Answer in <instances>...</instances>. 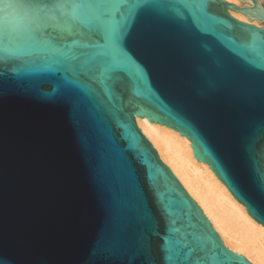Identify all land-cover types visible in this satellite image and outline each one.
<instances>
[{"label":"water","instance_id":"1","mask_svg":"<svg viewBox=\"0 0 264 264\" xmlns=\"http://www.w3.org/2000/svg\"><path fill=\"white\" fill-rule=\"evenodd\" d=\"M230 10L264 20L222 0L207 9L209 33L193 26L195 43L185 39L190 18L139 21L134 34L148 37L137 48L139 86L123 75L105 92L81 78L69 93L64 74L39 60L0 68V264H171L169 236L177 255L223 251L252 264L224 244L136 123L145 117L185 136L194 158L264 226L250 206L264 204V99L227 84L248 54L244 29L264 27Z\"/></svg>","mask_w":264,"mask_h":264},{"label":"snow or ice","instance_id":"2","mask_svg":"<svg viewBox=\"0 0 264 264\" xmlns=\"http://www.w3.org/2000/svg\"><path fill=\"white\" fill-rule=\"evenodd\" d=\"M221 2L0 0V68L13 61L32 64L39 60L50 70L64 74L62 86L69 93L80 87L81 78L105 92L114 90L123 75L133 78L139 86L144 81V72L137 63V48L141 42L146 43L148 37L143 32L134 34L138 22L156 19L181 22L190 18L192 26L184 25L185 39L195 43L198 35L193 26L202 34L209 33L215 17L209 16L207 9L210 4ZM261 4L264 0H247V7L252 10L250 16L256 18L264 14V9L259 7ZM239 19L243 20V17ZM244 31L250 33V37L240 47L248 54L242 57L243 64L231 68L227 84L259 94L264 99V34L250 28ZM0 75H3L2 71ZM131 130L136 139L138 133H135L134 121ZM258 191L264 196V184ZM140 204L142 207V201ZM250 206L253 215L264 223V215L258 214L264 204ZM144 220L148 230L155 231L148 213H144ZM176 249L170 236L164 240L165 258L171 264H234L233 258L223 251L194 257V250L184 252L180 249L177 255Z\"/></svg>","mask_w":264,"mask_h":264},{"label":"bare ground","instance_id":"3","mask_svg":"<svg viewBox=\"0 0 264 264\" xmlns=\"http://www.w3.org/2000/svg\"><path fill=\"white\" fill-rule=\"evenodd\" d=\"M227 1L228 0H224ZM247 6L240 0L232 2ZM264 8V4L260 5ZM235 18L264 27V20L248 21L240 12ZM233 16V15H232ZM136 123L156 149L161 160L172 170L180 183L197 202L224 244L243 255L252 264H264V226L246 212L224 184L204 162L194 158L189 140L165 125L136 117Z\"/></svg>","mask_w":264,"mask_h":264}]
</instances>
